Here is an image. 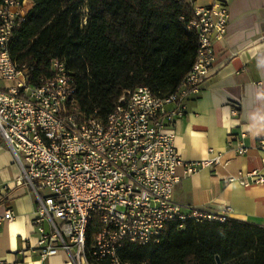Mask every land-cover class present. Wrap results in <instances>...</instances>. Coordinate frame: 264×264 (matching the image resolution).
Here are the masks:
<instances>
[{"label":"built area","instance_id":"built-area-1","mask_svg":"<svg viewBox=\"0 0 264 264\" xmlns=\"http://www.w3.org/2000/svg\"><path fill=\"white\" fill-rule=\"evenodd\" d=\"M187 1L194 8L188 28L198 35L199 51L177 91L160 98L147 87L124 90L102 118L78 110L72 77L62 62L53 63L51 79L29 84V72L12 60L10 45L31 2L3 0L0 77L13 85L0 88V135L22 170L21 181L36 197L37 236L29 250L41 258L66 253L73 264H145L121 257L125 243L159 242L173 220H226L174 200L179 168L192 175L218 163H186L175 145L176 124L186 116L191 94L207 81L215 64V43L226 37L230 22L228 0H212L209 6ZM259 145L264 149V137ZM15 219L8 209L0 224ZM94 219L100 230L89 244Z\"/></svg>","mask_w":264,"mask_h":264},{"label":"trees","instance_id":"trees-1","mask_svg":"<svg viewBox=\"0 0 264 264\" xmlns=\"http://www.w3.org/2000/svg\"><path fill=\"white\" fill-rule=\"evenodd\" d=\"M18 1L32 5L13 31L12 60L34 86L53 77L55 61L64 63L85 116L106 118L124 90L147 87L166 98L196 62L199 38L188 28L194 8L187 0ZM99 230L94 219L89 244ZM120 255L145 264H218L217 257L220 264H264V227L228 217L173 220L159 242H127Z\"/></svg>","mask_w":264,"mask_h":264},{"label":"crops","instance_id":"crops-1","mask_svg":"<svg viewBox=\"0 0 264 264\" xmlns=\"http://www.w3.org/2000/svg\"><path fill=\"white\" fill-rule=\"evenodd\" d=\"M211 3L197 0L194 5ZM228 5L227 35L215 43L214 67L200 91L191 94L175 138L186 163H218L192 175L179 168L174 200L264 227V149L259 145L264 137V0H228ZM12 85L0 77V88ZM254 172L261 181L249 177ZM21 179L22 170L0 135V217L8 209L16 213L15 220L0 224V264H73L66 253L41 258L29 250L37 236L36 197Z\"/></svg>","mask_w":264,"mask_h":264},{"label":"water","instance_id":"water-1","mask_svg":"<svg viewBox=\"0 0 264 264\" xmlns=\"http://www.w3.org/2000/svg\"><path fill=\"white\" fill-rule=\"evenodd\" d=\"M217 263H218V264H220V263H221V261H220V258H219V257H217Z\"/></svg>","mask_w":264,"mask_h":264}]
</instances>
